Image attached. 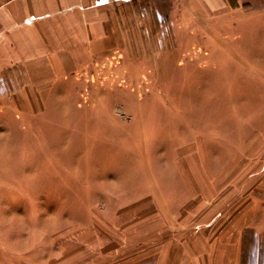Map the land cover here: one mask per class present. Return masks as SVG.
Listing matches in <instances>:
<instances>
[{
	"label": "rangeland",
	"instance_id": "obj_1",
	"mask_svg": "<svg viewBox=\"0 0 264 264\" xmlns=\"http://www.w3.org/2000/svg\"><path fill=\"white\" fill-rule=\"evenodd\" d=\"M229 1L233 24L193 34L126 19L115 56L67 87H0V264L58 248L139 264L166 242H190V264H264V0Z\"/></svg>",
	"mask_w": 264,
	"mask_h": 264
},
{
	"label": "crops",
	"instance_id": "obj_2",
	"mask_svg": "<svg viewBox=\"0 0 264 264\" xmlns=\"http://www.w3.org/2000/svg\"><path fill=\"white\" fill-rule=\"evenodd\" d=\"M192 3L200 6V19L191 12ZM227 9L234 13L224 15ZM235 9L237 5L232 7L229 0H0V87L5 84L27 94L28 90L67 87L61 82L73 81L72 78L92 71L100 61L115 56L123 46L128 18H164L168 24L190 26L193 34L191 30L197 25L233 24L237 20ZM204 34L198 30L197 37ZM196 46L201 44L195 42L192 51ZM15 98L24 102L23 98ZM28 102L25 99V104ZM192 243L195 247L201 245ZM168 245L166 242L159 253L154 251L138 263L169 264L171 256L181 259L182 264H190L186 249L190 242L180 244L181 252L170 253ZM211 245L217 249L212 257L230 258L232 252L222 251L226 243L215 241ZM61 259L58 248L56 254H50L48 264H58Z\"/></svg>",
	"mask_w": 264,
	"mask_h": 264
}]
</instances>
